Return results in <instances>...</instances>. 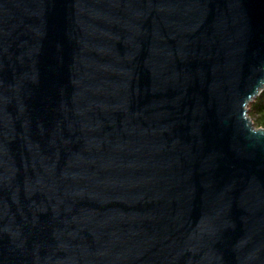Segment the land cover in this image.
I'll use <instances>...</instances> for the list:
<instances>
[{
    "label": "water",
    "instance_id": "95a60500",
    "mask_svg": "<svg viewBox=\"0 0 264 264\" xmlns=\"http://www.w3.org/2000/svg\"><path fill=\"white\" fill-rule=\"evenodd\" d=\"M264 0H0V264H264Z\"/></svg>",
    "mask_w": 264,
    "mask_h": 264
},
{
    "label": "trees",
    "instance_id": "16d2710c",
    "mask_svg": "<svg viewBox=\"0 0 264 264\" xmlns=\"http://www.w3.org/2000/svg\"><path fill=\"white\" fill-rule=\"evenodd\" d=\"M248 114L254 117L253 123L257 127H264V89L248 104Z\"/></svg>",
    "mask_w": 264,
    "mask_h": 264
},
{
    "label": "rangeland",
    "instance_id": "374dc122",
    "mask_svg": "<svg viewBox=\"0 0 264 264\" xmlns=\"http://www.w3.org/2000/svg\"><path fill=\"white\" fill-rule=\"evenodd\" d=\"M252 120H254V117L251 118ZM256 126V125H255ZM257 127V126H256Z\"/></svg>",
    "mask_w": 264,
    "mask_h": 264
}]
</instances>
